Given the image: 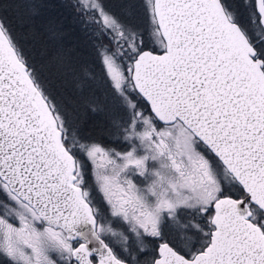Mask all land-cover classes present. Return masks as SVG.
Returning <instances> with one entry per match:
<instances>
[{
    "label": "snow or ice",
    "instance_id": "6c2138e0",
    "mask_svg": "<svg viewBox=\"0 0 264 264\" xmlns=\"http://www.w3.org/2000/svg\"><path fill=\"white\" fill-rule=\"evenodd\" d=\"M9 3L0 264H264V0H145L148 50L104 0H71L99 72L58 54L54 79L102 87L106 103H86L106 123L88 131L20 46Z\"/></svg>",
    "mask_w": 264,
    "mask_h": 264
},
{
    "label": "trees",
    "instance_id": "16d2710c",
    "mask_svg": "<svg viewBox=\"0 0 264 264\" xmlns=\"http://www.w3.org/2000/svg\"><path fill=\"white\" fill-rule=\"evenodd\" d=\"M30 1L32 5L31 9L28 6ZM70 3L71 0H10L4 13L20 46L23 47L25 53L35 66L50 80L54 79L50 77V68H52L54 75L56 74L53 62L58 54L67 55L70 53L79 71H82L83 67H89V69L91 68V70L99 72V61L93 48V41L83 26L74 19L72 9L68 6ZM36 5H39L41 19L36 17V14H33L34 6ZM143 8L145 9V6ZM51 13H53V16H51ZM52 23L56 27V32L63 31L65 33L67 38L66 43L64 42L65 39L62 41L59 36H56V33L53 34L49 31ZM69 78L65 79L64 84L69 82ZM54 80L53 82L56 83ZM71 81L70 88L74 91L75 96L83 101V111L87 115L90 114L86 103L88 93L75 89ZM56 95L58 103L68 117V113L64 110L66 100L58 86ZM88 121L87 127L90 126L91 129H99L106 123L103 119L97 118H91ZM75 125L78 124L75 123ZM103 143L108 144L111 142L105 140ZM113 145L116 144L113 143Z\"/></svg>",
    "mask_w": 264,
    "mask_h": 264
},
{
    "label": "rangeland",
    "instance_id": "374dc122",
    "mask_svg": "<svg viewBox=\"0 0 264 264\" xmlns=\"http://www.w3.org/2000/svg\"><path fill=\"white\" fill-rule=\"evenodd\" d=\"M104 2L109 7H111L113 11L117 12L118 14H122L129 20V22H131L132 24L144 30L146 48L156 47L154 42L149 38V33L151 31V28H150L148 16L146 15L147 13L145 12V9L143 8V6L145 5V0H104ZM28 6H29V9H31L32 7L31 1L29 2ZM51 16H53V13H51ZM36 17H39L41 19L39 13L36 14ZM146 19H147V22H146ZM53 24L54 23H52L51 25ZM56 36H59L62 41L65 39L64 42L66 43L67 38L63 31L59 33L56 32ZM86 69H89V67H83V70H86ZM54 76H55L54 72L52 68H50V77L53 79ZM71 79L72 77L69 78V82L67 84H64L65 80H63V82L61 83L60 81H56L53 79L56 82L58 88L61 90L64 99L66 100V107L64 108V110L68 113L69 122L73 124L75 123L78 124V126L82 127L85 131L93 130L95 128L91 129L90 126L87 127V124L89 122L88 120H90L91 118H97V119H103L106 122L107 117L104 113L94 114L92 112H89L90 114L87 115V113L83 111L82 109L83 101L77 98L72 88H70ZM97 87H100L99 83H97L95 87L86 90V92L88 93L87 102H95L97 104H104L106 103V100H105V94L103 92V89L102 87H100V90L97 91ZM70 113L73 115L74 118L72 117ZM105 146L116 147L118 150H122V146L118 144L113 145V143H108V144H105Z\"/></svg>",
    "mask_w": 264,
    "mask_h": 264
},
{
    "label": "water",
    "instance_id": "95a60500",
    "mask_svg": "<svg viewBox=\"0 0 264 264\" xmlns=\"http://www.w3.org/2000/svg\"><path fill=\"white\" fill-rule=\"evenodd\" d=\"M146 50H148V48H146Z\"/></svg>",
    "mask_w": 264,
    "mask_h": 264
}]
</instances>
